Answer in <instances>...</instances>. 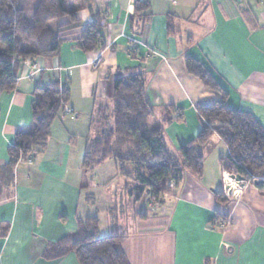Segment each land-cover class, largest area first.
<instances>
[{
  "label": "crops",
  "instance_id": "obj_1",
  "mask_svg": "<svg viewBox=\"0 0 264 264\" xmlns=\"http://www.w3.org/2000/svg\"><path fill=\"white\" fill-rule=\"evenodd\" d=\"M137 1L148 7L144 22L133 28ZM97 11L107 12L104 48L85 52L68 38L56 55L34 60L40 68L35 77L28 76L25 61L16 89L0 95L1 166L16 130L32 121L35 87L56 80L69 90L44 151L32 163L19 161L12 184L0 193V264H79L74 252L58 259L42 254L91 216L98 218L101 236L115 225L128 236L123 249L130 264H264V187L248 182L228 205L216 201L214 192L224 193L229 176L220 164L229 149L217 134L204 152L203 176L186 172L178 191L161 204L135 202V181L114 159L82 167L95 138L91 119L111 110L113 81L129 73L144 75L153 121L164 128L170 150L198 135L196 104L218 94L188 73L187 55L218 80L231 107L264 126V0H94L92 10L85 7L77 16L86 23ZM63 22L49 26L56 30ZM171 105L183 109L181 120H174ZM109 208H116L115 217ZM215 211L229 217L225 228L212 226Z\"/></svg>",
  "mask_w": 264,
  "mask_h": 264
},
{
  "label": "trees",
  "instance_id": "obj_2",
  "mask_svg": "<svg viewBox=\"0 0 264 264\" xmlns=\"http://www.w3.org/2000/svg\"><path fill=\"white\" fill-rule=\"evenodd\" d=\"M92 3L94 0H0V95L16 89L25 61L56 55L67 36L77 31L80 36L72 40L81 50L90 52L104 48L103 21L107 12H94L93 20L86 23L77 16L85 7L92 10ZM147 7V2H136L130 18L133 28L144 22L143 12ZM29 12L32 13L30 19ZM63 18L66 22L59 24L56 30L50 28V22ZM132 44L129 50L134 52ZM186 69L218 94V97L197 102L201 130L194 139L180 144L175 151L168 148L164 128L153 121L156 113L147 98L144 75L129 73L113 81L111 110L103 112L99 119L104 129L85 150L83 169L90 170L114 159L120 172L135 181L130 190L135 202L144 198L161 204L166 196L178 191L186 172L198 178L203 176L204 152L210 149L213 136L217 134L229 149L228 154L220 158L223 170L250 182L264 181V126L250 112L231 107L228 92L199 60L187 55ZM68 100V88L56 80L35 87L32 121L16 130L7 148V160L0 166V193L2 188L12 184L13 170L19 161L33 160L44 151L52 124L63 113ZM170 107L175 112L174 120H181L183 109ZM97 114L99 116L100 112ZM95 121L96 116L91 119L92 126ZM128 165L133 166L132 171L127 170ZM256 186L262 188L264 184ZM214 196L222 206L230 203L223 191H215ZM115 209L109 208V212L112 214ZM136 214L146 217L141 211ZM222 218L224 216L215 211L212 226L220 228ZM127 237L119 232L118 225L101 236L98 218L91 216L80 219L76 232L50 243L42 255L58 259L74 252L79 264H130L123 249Z\"/></svg>",
  "mask_w": 264,
  "mask_h": 264
},
{
  "label": "built area",
  "instance_id": "obj_3",
  "mask_svg": "<svg viewBox=\"0 0 264 264\" xmlns=\"http://www.w3.org/2000/svg\"><path fill=\"white\" fill-rule=\"evenodd\" d=\"M80 36V32H75L72 35L67 36V38H71V39H75L78 38ZM28 62L31 64V69L29 71L28 76L29 77H35L37 75V72H39L40 68L39 66L35 63V61L32 60H28ZM32 158L28 159V163H32ZM250 182L249 180H245V179H241L240 177L230 174L226 179V185H225V190L224 193L226 194V196L228 197L229 200H234L236 199L241 192L244 190L246 184ZM230 222L229 217H224L222 218V220L220 221V228H225Z\"/></svg>",
  "mask_w": 264,
  "mask_h": 264
},
{
  "label": "rangeland",
  "instance_id": "obj_4",
  "mask_svg": "<svg viewBox=\"0 0 264 264\" xmlns=\"http://www.w3.org/2000/svg\"><path fill=\"white\" fill-rule=\"evenodd\" d=\"M31 12H29L28 13V17H29V19L31 18ZM106 112L107 113V111L106 110H101V112H100V114H99V116H98V114L96 115V119H97V121H95V124H94V131H95V138L93 139V141L92 142H94V141H96V139H98L99 137H100V135H101V133H102V131H103V127H102V124H101V122L99 121V119H100V117L102 116V113L103 112ZM152 202V201H151ZM121 232H123V231H121Z\"/></svg>",
  "mask_w": 264,
  "mask_h": 264
},
{
  "label": "water",
  "instance_id": "obj_5",
  "mask_svg": "<svg viewBox=\"0 0 264 264\" xmlns=\"http://www.w3.org/2000/svg\"><path fill=\"white\" fill-rule=\"evenodd\" d=\"M240 178L242 179V177H240ZM254 184L255 185L264 184V181L263 180H255Z\"/></svg>",
  "mask_w": 264,
  "mask_h": 264
}]
</instances>
